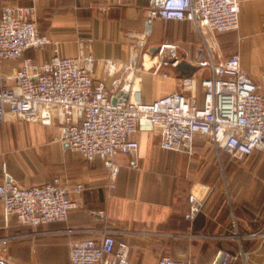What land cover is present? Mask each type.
<instances>
[{
    "label": "crops",
    "instance_id": "1",
    "mask_svg": "<svg viewBox=\"0 0 264 264\" xmlns=\"http://www.w3.org/2000/svg\"><path fill=\"white\" fill-rule=\"evenodd\" d=\"M148 4L149 0H0V8L33 6L38 31L58 42L61 56L91 55L92 77L106 82L111 100L119 94L111 83L125 74L133 55L139 68L137 98L146 103L180 89L174 68L162 66L153 72L160 61L151 51L154 47L174 44L183 60L196 65L195 77L208 75L203 41L193 27L162 20H153L148 27ZM206 38L217 62L237 54L243 73L261 81L264 0H240L237 30L208 33ZM51 55L50 45L24 53L33 62ZM106 60L115 63L113 76L106 73ZM19 63L4 61L1 70L10 75ZM196 95L200 105L199 86ZM58 124L57 117L46 127L12 114L0 123V183L8 176L20 185L36 186L58 177L70 186H85L82 194L71 195L77 207L66 221L38 227L25 226L15 216L5 218L0 201V255L11 264H70L71 241L96 239L105 230L128 244L130 264H157L163 255L211 264L218 251L239 255L234 264H264V238L247 236L264 231V184L239 182L241 176L257 174L264 160L257 155L261 151L246 158L248 166L235 167L201 135L195 137L191 152L162 150L159 129L154 128L135 133L139 143L135 154L114 157L118 172L111 178L103 162L88 163L58 140ZM191 194L202 205L188 219Z\"/></svg>",
    "mask_w": 264,
    "mask_h": 264
},
{
    "label": "built area",
    "instance_id": "2",
    "mask_svg": "<svg viewBox=\"0 0 264 264\" xmlns=\"http://www.w3.org/2000/svg\"><path fill=\"white\" fill-rule=\"evenodd\" d=\"M33 6L0 8V123L7 114L25 121L50 127L54 119L58 140L81 155L88 163L100 160L111 178L118 172L114 157L138 151L134 138L139 131L159 129L160 149L171 152L192 151L197 135L207 137L216 150L231 161H242L257 151H264V76L259 83L240 69L239 56L232 54L217 62L207 34H225L237 30L240 0H149L147 26L153 20L188 22L199 35L206 55L207 76L179 77V90L150 103L137 98L140 79L136 58L131 55L124 75L112 81L119 91L112 102L103 79L92 77L95 59L91 55L65 57L58 42L41 34L33 20ZM147 31L145 35H148ZM140 39L139 44H144ZM52 46V55L43 62L25 57L27 50ZM156 55L162 66L174 68L183 60L174 44H161ZM19 60L10 75L1 70L4 61ZM109 76L115 74V63L105 61ZM163 76H166L163 73ZM197 86L202 93L199 105ZM123 94L127 98H123ZM5 173V166H2ZM85 191L81 183L70 186L61 178L36 186H24L6 176L0 183V201L4 217L15 216L28 227L64 222L77 207L72 194ZM186 218L200 210L201 201L194 195ZM248 237L264 238V231ZM241 236L236 235V238ZM243 258L244 254L241 253ZM239 255L218 251L211 264H234ZM70 264H130L129 246L118 242L112 231L105 230L96 238L69 243ZM0 264H11L0 255ZM157 264H195L163 255Z\"/></svg>",
    "mask_w": 264,
    "mask_h": 264
},
{
    "label": "rangeland",
    "instance_id": "3",
    "mask_svg": "<svg viewBox=\"0 0 264 264\" xmlns=\"http://www.w3.org/2000/svg\"><path fill=\"white\" fill-rule=\"evenodd\" d=\"M154 55H156V53ZM257 155L258 157L262 156V158H264V151L259 152ZM232 162H233V166L235 167H238V166L246 167L249 164V162H247V159H243L242 161L235 160ZM226 182L229 184L231 180H226ZM239 182H255V183L264 184V160H261V164H260L259 170L257 171V174L253 176L248 175L247 177L241 176L239 177Z\"/></svg>",
    "mask_w": 264,
    "mask_h": 264
},
{
    "label": "water",
    "instance_id": "4",
    "mask_svg": "<svg viewBox=\"0 0 264 264\" xmlns=\"http://www.w3.org/2000/svg\"><path fill=\"white\" fill-rule=\"evenodd\" d=\"M158 50L157 47L152 48V52L156 53ZM202 59H204V54L202 53ZM174 70L178 73V75L180 77L182 76H191L194 74V72L197 70L196 65L190 63L189 61L186 60H181L180 62H178V64L174 67ZM121 94H118V96H120ZM124 99L127 98L126 94L122 95ZM116 98L112 99V102H115Z\"/></svg>",
    "mask_w": 264,
    "mask_h": 264
}]
</instances>
